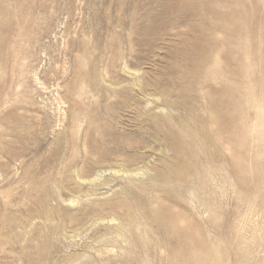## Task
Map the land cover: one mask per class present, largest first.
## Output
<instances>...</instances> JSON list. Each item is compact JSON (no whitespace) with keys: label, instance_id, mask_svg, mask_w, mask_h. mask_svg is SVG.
Instances as JSON below:
<instances>
[{"label":"rangeland","instance_id":"1","mask_svg":"<svg viewBox=\"0 0 264 264\" xmlns=\"http://www.w3.org/2000/svg\"><path fill=\"white\" fill-rule=\"evenodd\" d=\"M0 264H264V0H0Z\"/></svg>","mask_w":264,"mask_h":264}]
</instances>
